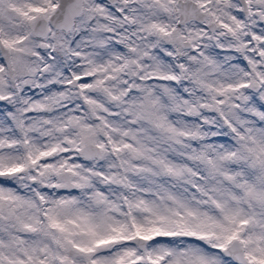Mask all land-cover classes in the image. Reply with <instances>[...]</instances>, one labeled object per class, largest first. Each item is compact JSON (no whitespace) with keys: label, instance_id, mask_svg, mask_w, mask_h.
<instances>
[{"label":"snow or ice","instance_id":"1","mask_svg":"<svg viewBox=\"0 0 264 264\" xmlns=\"http://www.w3.org/2000/svg\"><path fill=\"white\" fill-rule=\"evenodd\" d=\"M0 264H264V0H0Z\"/></svg>","mask_w":264,"mask_h":264}]
</instances>
